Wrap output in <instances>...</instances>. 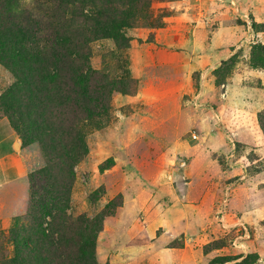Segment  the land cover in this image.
Instances as JSON below:
<instances>
[{"label": "rangeland", "instance_id": "obj_1", "mask_svg": "<svg viewBox=\"0 0 264 264\" xmlns=\"http://www.w3.org/2000/svg\"><path fill=\"white\" fill-rule=\"evenodd\" d=\"M121 1L124 39L93 41L90 62L128 92L83 128L68 213L113 207L99 264H264V0ZM13 80L0 66V96ZM9 131L2 120L0 153L16 150ZM14 154L25 168L0 174V264L43 164L36 143Z\"/></svg>", "mask_w": 264, "mask_h": 264}, {"label": "trees", "instance_id": "obj_2", "mask_svg": "<svg viewBox=\"0 0 264 264\" xmlns=\"http://www.w3.org/2000/svg\"><path fill=\"white\" fill-rule=\"evenodd\" d=\"M122 3L0 0V66L14 79L0 96V119L21 147L38 145L43 163L28 173L29 202L2 264H99L95 241L113 207L93 216L68 209L73 166L87 152L84 126L101 125L113 90L128 92L90 62L93 41L124 39L132 15Z\"/></svg>", "mask_w": 264, "mask_h": 264}, {"label": "crops", "instance_id": "obj_3", "mask_svg": "<svg viewBox=\"0 0 264 264\" xmlns=\"http://www.w3.org/2000/svg\"><path fill=\"white\" fill-rule=\"evenodd\" d=\"M2 120H6V119H4V118L0 119V123L2 122ZM9 132L10 133L7 137L10 138V140H11L10 144L12 146H14V149H16L14 151V153L17 150H19V151L22 150L23 147H21L20 141H19L18 137L15 135V133L12 131L11 127H10ZM14 153L11 152L10 150L7 152L0 153V174H5V172L8 170H15L18 173H21V175H24L23 174L24 170L22 169V167L25 168V164L22 161V159L20 157H18L17 154H14ZM9 182H10V180H7V179L0 182V192H6V190L9 189V187H11L8 184ZM5 187H7V188H5Z\"/></svg>", "mask_w": 264, "mask_h": 264}, {"label": "built area", "instance_id": "obj_4", "mask_svg": "<svg viewBox=\"0 0 264 264\" xmlns=\"http://www.w3.org/2000/svg\"><path fill=\"white\" fill-rule=\"evenodd\" d=\"M191 136H192V138H195L196 137L194 134H192Z\"/></svg>", "mask_w": 264, "mask_h": 264}]
</instances>
